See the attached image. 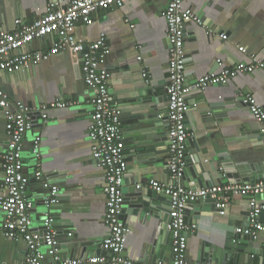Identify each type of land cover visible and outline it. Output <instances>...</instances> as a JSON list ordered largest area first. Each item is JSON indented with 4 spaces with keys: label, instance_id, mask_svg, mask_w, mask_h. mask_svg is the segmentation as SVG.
Masks as SVG:
<instances>
[{
    "label": "crops",
    "instance_id": "1",
    "mask_svg": "<svg viewBox=\"0 0 264 264\" xmlns=\"http://www.w3.org/2000/svg\"><path fill=\"white\" fill-rule=\"evenodd\" d=\"M167 1L125 0L121 8L98 11L90 23H77L74 29L76 41L88 44L104 35L110 49L107 57L109 89L112 103L121 111L127 163L123 196L129 194L128 189L135 184L152 190L151 181H170L168 121L164 120L160 126L153 125V121L167 118L166 23L163 17ZM48 2L0 0V32H12L17 19L32 23L45 13ZM183 7L202 20V26L190 23L185 30L187 85L192 86L207 73L248 62V54L242 53L239 47L250 54L264 56V0H183ZM56 39L53 34L34 39L25 50L45 52ZM143 69L148 73L147 82L141 76ZM0 91L12 102L21 101L30 107L56 100L72 103L49 110L47 122L39 119L38 125L24 138L23 171L30 180L26 196L32 204L29 210L31 227L34 232H40L43 217L49 214L62 255L80 260L97 254L108 256L109 253L101 248L102 239L108 234L103 222L104 172L91 157L92 145L87 130L92 93L82 79L80 53L61 51L26 71L0 72ZM245 94H251L264 109L263 70L237 74L225 84L207 87L203 92L192 90L188 95L187 139L191 138L194 145L186 144V169L180 181L183 186L184 179L194 181L192 175H196L197 166L214 176V186L232 185L222 171L220 160L224 157L238 165L248 179H255L254 183L264 180V139L259 138L260 125L242 101ZM5 122L0 109V157L6 148ZM152 132L163 133L161 143L153 144ZM35 135L41 139L39 169L44 179L59 189L58 202L49 209L39 203L46 191L33 177L37 163L29 149ZM213 167L221 170V174L212 173ZM1 178L0 167V193ZM185 187H198V184ZM159 196L163 199L160 218L158 211L157 215L139 212L135 217L130 211L122 214L120 220L128 229L124 257L145 264L171 262V236L167 234L161 240L154 236L168 215V198L164 194ZM257 201L264 204V193L258 195ZM248 212V200L237 196L230 197L228 205L219 212L201 216L198 210L187 209L188 222L185 221L195 229L186 233V260L189 263L207 260L202 258L205 246L213 252L226 238L233 239L237 228L248 226ZM262 214L259 221L264 224ZM3 218L0 210V264H25L26 245L21 239L11 240L2 234ZM253 239L257 248L244 247L237 264H257L264 253V231ZM42 251H46L43 246ZM45 264H51V257L45 258Z\"/></svg>",
    "mask_w": 264,
    "mask_h": 264
},
{
    "label": "built area",
    "instance_id": "2",
    "mask_svg": "<svg viewBox=\"0 0 264 264\" xmlns=\"http://www.w3.org/2000/svg\"><path fill=\"white\" fill-rule=\"evenodd\" d=\"M125 0H49L45 13L26 24L20 19L14 21L12 32H0V72L15 73L47 61L61 51L72 50L81 55V74L85 86L91 91L92 110L87 135L90 141L91 157L104 172L103 193L105 212L103 222L108 234L102 239L101 248L109 255H93L85 260L60 259L59 244L53 229V218L45 214L40 232L31 227L29 210L32 204L26 196L30 180L23 171L24 138L33 130L37 118L43 123L48 120L47 112L70 106L72 103L56 100L48 104L30 107L21 101L12 102L0 91V109L5 116L6 148L0 157L1 193L0 210L4 218L1 224L2 234L11 240L21 239L26 245L25 264H45V258L51 257V264H145L123 256L128 234L127 227L120 220L123 204L122 184L127 170L124 154V138L121 128V111L111 101L109 89L110 70L107 57L110 49L104 35L92 43L84 44L75 40L74 29L77 23L88 24L94 14L101 10L116 9L123 6ZM166 23L167 84L165 87L168 121V183L151 181L149 187L168 198L169 221L166 229L171 236V262L168 264H213L210 261L189 263L186 260L187 236L195 226L185 221V209L190 201L216 199V207L224 209L230 197H242L248 200L249 212L246 228H237L236 233L255 237L264 231L259 217L264 213V204L257 201L264 193V180L255 183L204 187H185L181 184L186 169V141L189 137L186 118L190 110L187 103L192 90L203 92L207 87L222 85L237 74H252L255 70L264 71V56L248 53L244 47L239 50L248 54V62L222 68L200 76L192 86L186 84V51L184 46L186 26L195 23L202 26L198 14L183 7V0H168L163 11ZM56 35L52 47L45 52H28L25 47L34 39L47 35ZM140 57L137 60L140 61ZM219 64L220 60L217 59ZM144 81L148 73L141 72ZM242 101L247 105L251 117L260 125L264 136V109L257 104L251 94H245ZM39 135L33 136L29 152L37 163L41 159ZM33 177L39 180L46 196L43 204L46 209L58 202L57 185L44 179L43 172L36 164ZM42 246L45 252L42 251ZM154 264H166L156 262Z\"/></svg>",
    "mask_w": 264,
    "mask_h": 264
},
{
    "label": "water",
    "instance_id": "3",
    "mask_svg": "<svg viewBox=\"0 0 264 264\" xmlns=\"http://www.w3.org/2000/svg\"><path fill=\"white\" fill-rule=\"evenodd\" d=\"M164 120H167V118L165 117L163 119H160L157 122L153 121V125L160 126ZM187 120H188V117L186 118V122H185L186 124H188ZM33 125H34L33 127L38 125L37 118L34 120ZM188 131L190 132V129H188ZM161 134L163 133L157 134V133L152 132L150 134V137L154 145H156V143L162 142L163 139H162ZM258 134H259V138L264 139V136L260 133V131L258 132ZM186 144L194 145L192 144L191 138L187 139ZM220 161H221L220 164L222 165L223 174H225L226 178L229 180L231 184L246 183L247 181L254 183L255 179H248L249 178L248 175H246L242 171V169L239 168L238 165H235L228 157H224V159ZM211 170H212V173H216L217 175H219V173L221 174V170H219L217 167H213L211 168ZM195 171H196L195 172L196 175L194 176L192 175V177L194 178V181L193 180L188 181L187 179H184L185 186H193V184L196 183L198 184V187L208 188V187H212L215 185L214 176H211L212 174L210 175V173H204L203 168L198 167V166L195 169ZM135 185L136 186L133 185V187L128 189L129 194L124 196L121 214L119 218L122 220V214H125V212H128V211H130V213L134 217L137 216L139 212H142L145 215L147 214L157 215L156 212L158 211V217L160 218L163 212V209H162L163 207H161L163 205L161 204L163 202V199H161V196L159 195H161L162 193L156 192L154 190H144L141 185H138V184H135ZM165 200L166 199H164V201ZM39 203H43V201H40ZM190 208L198 210L200 215L203 213H213V212L221 211V209H218L216 207V199H210V198L205 199V200H195V201L188 202L186 209H185V214L187 212V209H190ZM186 216L187 215H185V219L188 222V218ZM168 221H169V215H167V217L163 219L162 226L156 229V232L154 235L155 239L159 238V240H161V238L167 234L170 236V232L169 231L167 232L166 230V225ZM234 239L237 240L235 243L233 242ZM153 244L150 245L151 248ZM247 246L251 249H256L257 243L253 239V237L245 236L243 234H239L235 232V236L233 237V239L230 240L229 238H226L224 244L216 246L212 250L213 252H211L209 246L206 245L205 249H203V252H202V258H207V261H210L213 264H237L240 254L245 251L244 247H247ZM60 248L61 247H59V253L57 254V256L60 259L64 260L67 257L66 255H62L63 252L60 251L61 250ZM68 258L73 259L72 255ZM203 261H206V259ZM257 264H264V253L258 259Z\"/></svg>",
    "mask_w": 264,
    "mask_h": 264
}]
</instances>
